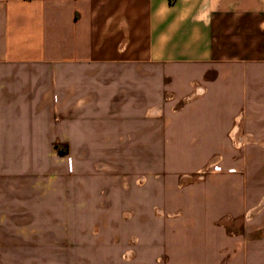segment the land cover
Here are the masks:
<instances>
[{"label": "crops", "instance_id": "1", "mask_svg": "<svg viewBox=\"0 0 264 264\" xmlns=\"http://www.w3.org/2000/svg\"><path fill=\"white\" fill-rule=\"evenodd\" d=\"M153 152L166 181L215 157L222 173L188 203L161 199L173 216L151 196L128 218L89 212L120 204L73 185L90 157L142 158L147 188ZM63 179L67 211H42ZM0 197L36 206L1 214L11 235L42 238L16 264H264V0H0ZM250 205L236 237L255 239L235 248L230 215ZM105 221L137 222L131 258L89 245ZM60 233L68 243H49Z\"/></svg>", "mask_w": 264, "mask_h": 264}, {"label": "rangeland", "instance_id": "2", "mask_svg": "<svg viewBox=\"0 0 264 264\" xmlns=\"http://www.w3.org/2000/svg\"><path fill=\"white\" fill-rule=\"evenodd\" d=\"M245 142H240L239 145H242ZM63 153V152H62ZM59 154V152H58ZM142 158L137 157L136 163L132 162V158L129 156L121 155V156H105V157H96L92 156L89 158V167L87 173H82L85 180H81L80 178L73 180V185L81 186L83 183V187L87 188V195L90 199L95 200L96 198H104L105 201L113 198H116L120 201V204H90L89 212L90 213H113V212H121L125 214V218H128L130 213H133L141 208L143 205H139L140 198L151 196L156 200L153 204V212L157 215H165L169 213L171 216L177 214L180 210H175L172 212H167L166 206L163 208L162 205L159 204L161 199L166 198V196H170L175 199L176 202L179 203H188L189 198H197L202 195V190L198 186V183L203 181L208 173L220 174L222 171H214L213 166L215 164H222L219 157H215L211 160V164L206 168H203L200 171L194 172L192 174H188L185 177L178 178L177 182H172L171 178H168V181L164 179V172H161V157L160 152H153L152 158L148 161V165L151 168V175L153 177V181L151 183V187L145 188L146 181L148 180L147 174L144 172V163L142 162ZM223 165V164H222ZM58 177L65 178L70 177L65 176V174H58ZM59 179V178H58ZM68 180V179H67ZM164 180L166 182H164ZM167 185V187H166ZM66 186L68 183L66 179L58 180L57 187L54 190L48 191L46 196V201L50 202L49 205L42 206V211H57L64 212L67 211V207L64 205L65 198L67 196H71L69 191L67 192ZM83 188V189H84ZM80 189V188H79ZM80 196V193L73 194V196ZM23 201V198H20ZM196 200V199H195ZM193 199V203L195 202ZM197 202V201H196ZM189 206V205H188ZM192 208L198 207V205H190ZM36 206L31 205H23L16 204L15 202L6 204L2 203V199L0 197V218L1 214L4 212H20V211H33V208ZM181 209L186 207L185 205L180 206ZM257 212L256 205L250 206H242L238 214L230 215L233 218V221H230L232 224V231L234 236V247L240 246L241 244H246L245 240H253L255 236H237L244 232L247 224H250L252 219L255 217ZM229 217V216H228ZM8 222L0 220V264H16L17 261V252L16 246L19 244H31L37 240L36 243H41L39 240L42 238L32 236L28 238L18 237L16 235H11L12 232H16L11 229H4L3 225H7ZM105 228L97 227L94 230L90 231L89 236V245L90 246H109V245H119L121 246L123 252L121 254L122 257H132L133 253L129 251L131 246L138 243V235L131 230L128 225L130 223L136 224L137 222H127L121 221L124 223V227L122 226L120 231H111L106 224L109 222L105 221ZM112 223V222H110ZM98 224H101L98 221ZM187 231V230H186ZM133 232V233H132ZM188 238L185 242L195 240V232H187ZM131 234V235H130ZM194 234V235H193ZM28 239V240H27ZM203 239V238H202ZM48 243V242H47ZM49 243L56 244H66L68 243V239L64 236V234H58L57 238H53ZM129 248V249H128ZM234 248V249H235ZM123 258V259H124Z\"/></svg>", "mask_w": 264, "mask_h": 264}, {"label": "built area", "instance_id": "3", "mask_svg": "<svg viewBox=\"0 0 264 264\" xmlns=\"http://www.w3.org/2000/svg\"><path fill=\"white\" fill-rule=\"evenodd\" d=\"M237 143H238V144H240V142H239V141H237ZM213 170H214V171H221V166H220V165H217V164H215V165L213 166Z\"/></svg>", "mask_w": 264, "mask_h": 264}]
</instances>
